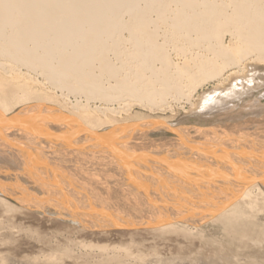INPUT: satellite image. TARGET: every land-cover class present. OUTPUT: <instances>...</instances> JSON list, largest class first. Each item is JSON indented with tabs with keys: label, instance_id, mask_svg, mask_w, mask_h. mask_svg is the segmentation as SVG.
<instances>
[{
	"label": "bare ground",
	"instance_id": "1",
	"mask_svg": "<svg viewBox=\"0 0 264 264\" xmlns=\"http://www.w3.org/2000/svg\"><path fill=\"white\" fill-rule=\"evenodd\" d=\"M255 62L264 63V0H0V213L78 235L79 248L213 223L238 251H256L264 92H251ZM199 90L196 114L218 123L116 118L125 99L164 109ZM160 128L175 137L154 139ZM112 253L106 264L144 260Z\"/></svg>",
	"mask_w": 264,
	"mask_h": 264
},
{
	"label": "rangeland",
	"instance_id": "2",
	"mask_svg": "<svg viewBox=\"0 0 264 264\" xmlns=\"http://www.w3.org/2000/svg\"><path fill=\"white\" fill-rule=\"evenodd\" d=\"M255 65H257V68L253 72L256 75V84L251 92L259 96V94L264 92V63L258 64V62H255ZM211 89H213L212 83L203 88L204 91H210ZM200 94L201 90L194 95L191 102L181 100L177 103L171 100L172 98H169L167 100L169 102V104L167 103L168 107L154 109L155 111L133 102L130 98L119 104L114 103L113 106L120 107L122 105L121 114L116 117L120 120L123 118L160 116L172 124L181 123L203 126L208 123V125L216 123L221 116L218 117L216 114H212V117L210 114V116L208 115L205 118V116L196 114L198 109H195V107ZM234 102L238 103L239 101L235 100ZM263 102L264 98H262L261 103ZM124 103L129 105L123 106ZM234 109L243 111V108L239 107V105H235ZM229 113L233 115L234 112L230 111ZM161 131L164 134L161 136L156 135L157 132ZM172 134L174 135L173 132L165 130H156L151 133L154 139ZM6 198L18 204L11 198ZM186 236H176L174 234L159 235L156 232L126 233L117 237L88 238L85 241L92 245L79 248L75 245L78 240H81L78 235L54 230L48 223H34L14 210L8 212L1 210L0 264H55L56 261H65L64 263L66 264H106L104 258L108 254L113 255V246L119 247L120 250H128L134 255H141L144 260L134 261L136 263L141 262L140 264H147V262L149 264H227L224 256L227 258L235 254L239 256L237 255L238 258L234 256L233 260L229 262L230 264H246L248 259L252 263L264 262V243L260 247H256V251H252V249L238 251L237 244L228 241L224 237V233L213 223L206 224L200 229H194L187 233ZM66 238L70 239V241L66 240ZM100 245H105L106 248L99 249L98 246ZM66 246L69 247V253L64 251ZM222 253L224 255H220ZM215 254L214 259L216 258V260H213L212 263L210 262L211 257ZM218 258H221V260Z\"/></svg>",
	"mask_w": 264,
	"mask_h": 264
},
{
	"label": "water",
	"instance_id": "3",
	"mask_svg": "<svg viewBox=\"0 0 264 264\" xmlns=\"http://www.w3.org/2000/svg\"><path fill=\"white\" fill-rule=\"evenodd\" d=\"M9 127V126H8ZM152 130H165V131H170V129H166V128H160V129H152ZM171 132V131H170ZM87 134H86V139H90V137L89 136H92L93 137V134H88V132H86ZM101 135H102V133H101ZM100 135V138H102L103 139V137H105L106 136V132L103 134V137ZM166 137H167V139H170V140H172L174 137H175V135H166ZM239 160V159H238ZM261 181V180H260Z\"/></svg>",
	"mask_w": 264,
	"mask_h": 264
}]
</instances>
